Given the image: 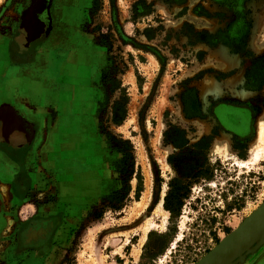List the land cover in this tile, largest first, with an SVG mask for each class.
<instances>
[{
    "label": "rangeland",
    "instance_id": "rangeland-1",
    "mask_svg": "<svg viewBox=\"0 0 264 264\" xmlns=\"http://www.w3.org/2000/svg\"><path fill=\"white\" fill-rule=\"evenodd\" d=\"M28 4L0 0V39ZM72 5L71 27L97 63L91 144L87 157L75 145L65 153L52 184L61 213L45 239L38 222L20 224L32 203L5 213L0 264H196L264 204V156L251 162L264 119V0ZM220 103L253 110L243 134L215 118ZM72 177L88 180L61 188ZM224 264H264V233Z\"/></svg>",
    "mask_w": 264,
    "mask_h": 264
},
{
    "label": "flooded vegetation",
    "instance_id": "flooded-vegetation-1",
    "mask_svg": "<svg viewBox=\"0 0 264 264\" xmlns=\"http://www.w3.org/2000/svg\"><path fill=\"white\" fill-rule=\"evenodd\" d=\"M69 3L73 4V7L77 0H37L36 3L35 0H29L21 24L0 39V103L1 97L12 94L13 89H17L16 86L28 96L42 95L48 99L44 107L40 108L41 105L33 103L31 111L34 113L42 111L46 124L52 127L51 131L44 130L35 121L14 112L0 116V154L4 157V159L0 157V176L6 178L7 184H12L13 194L10 196L12 200L3 204V219H7L6 212H13L28 202L32 203L31 206L36 213L29 219L20 221V224L22 227H29L34 225V221L38 222L35 227L36 233L43 235L44 239L49 234L47 231L52 219L58 215L48 217L40 209L58 200V193L53 190L56 184L54 179L58 176L57 170L60 171L62 167L61 163L64 166L67 150L75 145V148L79 147L81 152L85 150L87 157L90 145L85 143L84 138H88L89 131L93 127L88 113L90 112L93 118L96 113L92 88L96 83L97 63L93 61L92 52L88 51L87 45L79 39L71 27L73 16L70 14V8H66ZM29 11L32 12L31 15H28ZM35 25H39L43 30L37 40L34 39L41 29L37 32ZM245 50L250 49L246 47ZM236 53L237 71H239L238 68L243 62L241 52ZM237 78H240L239 73ZM69 108L79 115L82 111L85 113L83 117L88 118V129L78 131L76 136L78 140L73 142L70 138L68 142L64 139L65 127L69 121L66 116L70 111ZM211 110L223 128L236 135L243 134L250 126L253 111L250 108L220 103ZM6 122L10 124L8 131L14 136H10L8 131L6 132L8 137L4 135L3 126ZM20 131L27 137L24 143L19 139ZM44 131L47 133L45 134ZM45 135L51 138L49 143L48 140L44 141ZM56 135L61 138L57 143L55 138L52 140ZM41 143L45 152L42 161L40 158L36 159L33 154L30 156V151L36 150L37 145ZM81 156L79 155L80 158ZM30 157L32 165L39 169L41 175L39 182L41 186L32 189L29 188L26 168ZM81 166L87 168L88 164L84 163ZM50 176L52 181L49 180ZM82 180L86 181L88 178H63L61 186H80ZM6 224H11V221H7ZM55 234L54 231L53 239ZM44 246L46 245L32 251L41 250L47 253ZM50 246L49 243L46 248L49 249Z\"/></svg>",
    "mask_w": 264,
    "mask_h": 264
},
{
    "label": "crops",
    "instance_id": "crops-1",
    "mask_svg": "<svg viewBox=\"0 0 264 264\" xmlns=\"http://www.w3.org/2000/svg\"><path fill=\"white\" fill-rule=\"evenodd\" d=\"M16 87H17V89L14 88L12 94L1 97L0 116L2 114L8 113V112H14L17 114L25 115L26 118H28V120L35 121L38 124V126H41V128H43L44 130L51 131L52 127H50L46 124V121H45V118L43 115L44 113L40 110L37 113H34L31 111V105L33 103H37L38 105H41V106H39L40 108H43L48 99H45L42 95L28 96L26 93L21 92V90H18L19 86H16ZM14 90H16V91H14ZM69 110L70 111H68V113L66 115V116H68L69 121L67 122V126L65 127L66 132H65L64 139H65V141L68 142V138H70L73 142V141L78 140V139H76L78 131H81L82 129L83 130L88 129V124H87L88 118L86 116L83 117L85 113H83L82 111H81V114L79 115L77 113H73L71 108H69ZM88 114L90 115L89 119L92 121L93 117H91V113L89 112ZM9 127H10L9 123H7V122L4 123V126H3L4 135L5 136L7 135V137H8V133H6V132L8 131ZM8 132H9L10 136H14L13 133H11L10 131H8ZM44 132H45V134L47 133L46 131H44ZM18 134H19V139H21L22 142L24 143L27 140L25 133L20 131ZM50 135H51V133H50ZM46 137H45L44 141L48 140V143H49L51 138L49 139L47 137V139H46ZM54 138L56 140L55 141L56 143L59 142L61 139L60 137H57V135H56V137H53L52 140ZM87 139H89V140H87ZM90 139H91V137L89 138V136H88V138L87 137L84 138L85 143L90 145L91 144ZM42 146H43L42 143L40 145H37L36 150L33 149L30 151V156H31V154H33V156H35L36 159L40 158V160L42 161L41 158L44 159V157H45V152H44ZM0 157H3V156L0 154ZM3 159H4V157H3ZM33 163H35V160H33ZM36 164H38V161L36 162ZM26 168H27V172H28V176H29V181H28L29 188L32 189V188H35L37 186H41V184L39 185V182L41 180L40 179L41 175H40V172L38 171L39 169H37L34 166V164L32 165L31 157L29 158V161H28ZM5 179L6 178L0 176V226L2 224L3 225L6 224V222H7L6 219H5L6 221H4V219H3L4 218L3 217V204L6 202H10V200H12V198L10 196L13 195L11 192L12 184L11 183L7 184L6 183L7 181ZM61 188H62V186H61ZM59 207H60V205H57V203L54 202V203L47 204V205L43 206L40 210L43 213H45V216L49 217V216H55V215H58L59 213H61V211H60L61 209Z\"/></svg>",
    "mask_w": 264,
    "mask_h": 264
},
{
    "label": "water",
    "instance_id": "water-1",
    "mask_svg": "<svg viewBox=\"0 0 264 264\" xmlns=\"http://www.w3.org/2000/svg\"><path fill=\"white\" fill-rule=\"evenodd\" d=\"M30 11L28 15L32 14ZM263 233L264 204L196 264H224L233 255L252 245Z\"/></svg>",
    "mask_w": 264,
    "mask_h": 264
},
{
    "label": "bare ground",
    "instance_id": "bare-ground-1",
    "mask_svg": "<svg viewBox=\"0 0 264 264\" xmlns=\"http://www.w3.org/2000/svg\"><path fill=\"white\" fill-rule=\"evenodd\" d=\"M261 117H263V116H261ZM254 143H255V145H258V144L259 145L253 151L251 162H257V161L261 160L262 157L264 156V119L263 118H260V120L258 122L257 139H256V141ZM237 163H239L240 166L247 165L246 162H240L239 161ZM142 206H143V204L140 203L139 207H142Z\"/></svg>",
    "mask_w": 264,
    "mask_h": 264
},
{
    "label": "trees",
    "instance_id": "trees-1",
    "mask_svg": "<svg viewBox=\"0 0 264 264\" xmlns=\"http://www.w3.org/2000/svg\"><path fill=\"white\" fill-rule=\"evenodd\" d=\"M168 210L171 212V213H174L175 212V209L173 207H168Z\"/></svg>",
    "mask_w": 264,
    "mask_h": 264
}]
</instances>
